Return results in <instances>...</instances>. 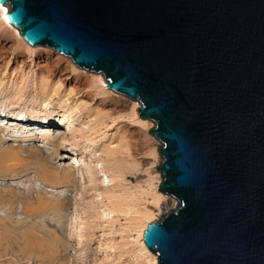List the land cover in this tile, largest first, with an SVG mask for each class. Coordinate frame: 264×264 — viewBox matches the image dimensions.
<instances>
[{"label":"water","instance_id":"95a60500","mask_svg":"<svg viewBox=\"0 0 264 264\" xmlns=\"http://www.w3.org/2000/svg\"><path fill=\"white\" fill-rule=\"evenodd\" d=\"M139 103L176 206L143 231L159 264H264V0H0Z\"/></svg>","mask_w":264,"mask_h":264},{"label":"rangeland","instance_id":"374dc122","mask_svg":"<svg viewBox=\"0 0 264 264\" xmlns=\"http://www.w3.org/2000/svg\"><path fill=\"white\" fill-rule=\"evenodd\" d=\"M22 51L12 50L0 67V264H150L152 257L137 251L132 222L139 211H153L152 221H157L176 206L175 200L165 210L161 202V211L155 198L160 154L151 170L152 191L145 182L148 173L141 170L145 156L134 159L144 138L135 139L129 130L148 128L150 133L153 122L143 127L131 109L115 112L103 105L109 94H101L88 79V74H102L78 67L69 74L79 73V84L63 83L58 75L48 79L36 53L25 50V61L15 63ZM43 98L52 108H45ZM65 106L72 107L75 120L62 114ZM116 153L137 166L126 173L132 187L127 192L116 181L107 187L92 176L98 158L115 161ZM96 192L104 194L102 199ZM101 207H114L115 213L100 216Z\"/></svg>","mask_w":264,"mask_h":264},{"label":"bare ground","instance_id":"6f19581e","mask_svg":"<svg viewBox=\"0 0 264 264\" xmlns=\"http://www.w3.org/2000/svg\"><path fill=\"white\" fill-rule=\"evenodd\" d=\"M7 11H8V8L6 7V5L0 4V67H1V64L4 63V61L7 59V57L9 56V54L11 53L12 50H16V49L18 50V48H20V49L22 48L24 51L26 50V51H29L31 53L37 54V56H38L37 66H39L40 70L43 73H46L48 79L53 77V76L58 75L60 80L63 83H71V84L73 83L75 85L78 82H80V79H81L80 76L81 75H79V73L76 74L75 77H70V74H69L70 69L73 68L76 70V68H78V66L76 67V65L72 62V60L66 59L65 55L62 56V54L57 52L56 50H55L56 53H54L53 50H48L46 48H43L42 45H36V46L28 45L21 38L17 28L12 26L7 21V19H5ZM24 51L20 52V54L15 56L16 57L15 58L16 64H18L19 62L25 61V59H24L25 52ZM17 53H19V52H17ZM82 75H84V74H82ZM88 77H89L88 79H89L90 85H92L94 87L96 86V89L98 88L100 90L101 94H106V95L109 94L108 98L101 99V102L103 103V105L109 104L115 112L120 111V109L121 110L131 109V112H132L131 114H133V117L138 116V118L140 119L139 122L143 125V127H150L151 126V122L149 120H144V118L139 117V110H138L139 105H138V103L132 102V100H130L129 98L120 96L119 93H117V92L115 93V91L106 88L105 79L102 75L90 74V76H89V74H88ZM48 95L49 94L44 93V96H48ZM48 100H49L48 98L42 99V102L45 103L46 109L48 107L52 108L51 104ZM65 108H66V106H65ZM67 109L68 108L64 109L65 111L61 109L62 114L66 117H70L73 119L74 117L70 113L72 107L70 106V109H68V110ZM73 120H75V119H73ZM147 130H148V128L143 129L140 127L139 128L135 127V128L130 129L129 131L133 135V137H135V139L137 138L139 141L142 140V138H144L143 142H142L144 144L141 145V147L143 146L141 154H139L140 152H138V150L133 151V153H135L134 159H136L138 155H140V156L144 155L145 156V157L143 156L144 160H145L144 168H142L141 170L143 172L148 173L149 179L146 180L145 182L149 186V189L152 191L155 187L154 186L155 176L152 174L151 170L156 165V163L159 161L158 159L160 156H159V152L157 149L158 148L157 147L158 141ZM120 142H122V141H120ZM121 144H123V143H121ZM150 159H153V161H151ZM129 160L126 158H124V159L119 158L117 153H116V160L115 161L107 162L104 158H98L97 163H96V167H95V169H93L92 176L95 178H99L100 184L107 186V187L109 185H111L112 183H114V181H116V187H118V189L119 188L125 189L127 192V189H130L132 187H130L126 183V181H127L125 178L126 173L129 172L128 170H133V169L137 168L136 164H134L133 161H129ZM110 165L112 168H110ZM113 169H116V172L114 171L113 175H112L111 171ZM54 176L61 178V176L58 175V173L54 174ZM138 187H142V184L140 183V185ZM96 191H98V190H96ZM159 192L160 193H155V198H156V201H157L158 206L160 207L161 211H162V206L166 210L170 207H173V205H175V199L172 196L164 194L161 191H159ZM96 193H97L98 200L102 199L104 194L102 192H96ZM60 197L62 198V195ZM161 202H163L164 205L161 206ZM113 208L110 209L109 207H104V208L101 207V209L98 210L99 215L103 216V217H110L113 213H115V210H113ZM155 215L156 214L150 210L139 211L138 215L135 217L134 221L132 222V230L137 231V234H138L137 235V241L140 243V246L138 245L139 247H137V251L140 252L141 254L146 255V256L147 255L151 256L152 258H151L150 264H155V263L158 264L157 260H158V254L159 253H155V252L152 253V251L145 244V242L143 240V231L147 227V224L149 222H151L153 219H155ZM57 225H58V223H57ZM58 226L60 227V225H58Z\"/></svg>","mask_w":264,"mask_h":264},{"label":"snow or ice","instance_id":"6c2138e0","mask_svg":"<svg viewBox=\"0 0 264 264\" xmlns=\"http://www.w3.org/2000/svg\"><path fill=\"white\" fill-rule=\"evenodd\" d=\"M5 19H7V17H5Z\"/></svg>","mask_w":264,"mask_h":264}]
</instances>
